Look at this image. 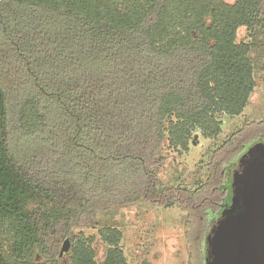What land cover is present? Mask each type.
<instances>
[{
	"label": "trees",
	"instance_id": "1",
	"mask_svg": "<svg viewBox=\"0 0 264 264\" xmlns=\"http://www.w3.org/2000/svg\"><path fill=\"white\" fill-rule=\"evenodd\" d=\"M259 76L264 0H0V264H61L67 238L69 264H129L119 225L100 227L102 254L82 229L140 202L180 210L188 264H207L264 118L192 185L162 178V151L218 139Z\"/></svg>",
	"mask_w": 264,
	"mask_h": 264
},
{
	"label": "rangeland",
	"instance_id": "2",
	"mask_svg": "<svg viewBox=\"0 0 264 264\" xmlns=\"http://www.w3.org/2000/svg\"><path fill=\"white\" fill-rule=\"evenodd\" d=\"M238 36L239 40H248L250 37L245 27L239 30ZM254 118H264V79L260 76L257 77V86L243 114L222 117L223 132L218 139H204L196 133L197 141L190 145L189 151H178L166 144L162 151L166 163L159 169L160 175L168 182L179 179L183 184L192 185L204 172L201 160L207 161L215 143L225 139L245 120ZM100 220V226L82 229L86 237L95 238L94 246L100 254L104 251L100 227L112 222L124 231L122 248L129 264H188L184 226L181 212L176 207H158L140 202L122 207L113 215H102ZM61 264H69L65 254Z\"/></svg>",
	"mask_w": 264,
	"mask_h": 264
},
{
	"label": "water",
	"instance_id": "3",
	"mask_svg": "<svg viewBox=\"0 0 264 264\" xmlns=\"http://www.w3.org/2000/svg\"><path fill=\"white\" fill-rule=\"evenodd\" d=\"M233 186L234 203L224 210L208 235L206 262L264 264V143L243 155ZM70 248L67 238L60 257Z\"/></svg>",
	"mask_w": 264,
	"mask_h": 264
}]
</instances>
